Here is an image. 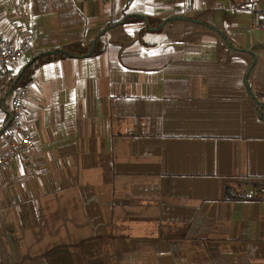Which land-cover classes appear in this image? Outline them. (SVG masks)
<instances>
[{
	"label": "crops",
	"instance_id": "crops-1",
	"mask_svg": "<svg viewBox=\"0 0 264 264\" xmlns=\"http://www.w3.org/2000/svg\"><path fill=\"white\" fill-rule=\"evenodd\" d=\"M27 8L32 57L65 53L14 88L34 144L0 172V264H264V0Z\"/></svg>",
	"mask_w": 264,
	"mask_h": 264
},
{
	"label": "built area",
	"instance_id": "built-area-1",
	"mask_svg": "<svg viewBox=\"0 0 264 264\" xmlns=\"http://www.w3.org/2000/svg\"><path fill=\"white\" fill-rule=\"evenodd\" d=\"M29 0H0V6H5V12L13 18L12 28L16 39L0 33V85L12 81L17 75V66L24 58L30 63L35 43L29 23L30 15L27 8ZM252 28L264 30V10H254L252 14ZM28 95L25 87L12 92L9 98V122L0 131V145L5 151L0 154V172L8 168L10 159L19 157L23 161L29 160V151L34 141L33 136L22 123L24 104ZM257 198L264 200V184L257 189Z\"/></svg>",
	"mask_w": 264,
	"mask_h": 264
},
{
	"label": "trees",
	"instance_id": "trees-1",
	"mask_svg": "<svg viewBox=\"0 0 264 264\" xmlns=\"http://www.w3.org/2000/svg\"><path fill=\"white\" fill-rule=\"evenodd\" d=\"M115 24H111V25H108L107 27H111V26H114ZM107 29V28H106ZM104 29V30H106ZM49 58V56H44L40 59H36L35 60V57H32L31 56V62L30 63H23V65L20 67V69H18L17 71V75L14 77V79L12 81H9L7 83H5V85L7 86L6 89H7V93L10 91V87L13 83V81L18 77V75L24 70V73L20 79V81L18 82V84L20 82H24L26 80H28L30 78V76L32 75L33 71L35 68H37L39 65H41L44 61H46L47 59ZM18 84L16 85V88H18ZM15 88V89H16ZM14 89V90H15Z\"/></svg>",
	"mask_w": 264,
	"mask_h": 264
},
{
	"label": "water",
	"instance_id": "water-1",
	"mask_svg": "<svg viewBox=\"0 0 264 264\" xmlns=\"http://www.w3.org/2000/svg\"><path fill=\"white\" fill-rule=\"evenodd\" d=\"M145 21H146V18L145 17H142ZM181 19V18H179ZM94 43L95 41L93 42V45L89 51L88 54H90L93 50V46H94ZM65 52L64 51H61V50H57V51H50V52H44V53H41L40 55L36 56L35 57V60L36 59H40L44 56H53V55H56V54H64ZM31 62V61H30ZM24 73V70L18 75V77L13 81L12 85H11V88H10V92L12 93L14 91V88L16 87V85L18 84V82L20 81L22 75Z\"/></svg>",
	"mask_w": 264,
	"mask_h": 264
}]
</instances>
